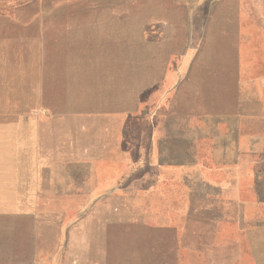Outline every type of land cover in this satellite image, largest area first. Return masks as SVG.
Here are the masks:
<instances>
[{"label": "rangeland", "instance_id": "1", "mask_svg": "<svg viewBox=\"0 0 264 264\" xmlns=\"http://www.w3.org/2000/svg\"><path fill=\"white\" fill-rule=\"evenodd\" d=\"M194 1L0 0V114L15 115L13 123L19 128L28 119L23 114L35 115L58 102L65 108L91 103L96 108L137 109L142 86L150 84L154 73L162 77L166 71L152 62L174 60L179 66L176 114L160 122L175 131L178 141L189 140L193 125H223L260 136L264 51L250 52L256 48L249 43L234 48L225 44L218 31L234 27L232 5ZM250 7L243 5L242 12L250 14ZM245 20L241 28H251L252 22ZM142 27L145 43L156 46L154 53H142L137 44ZM195 28L203 36H194ZM244 34L241 40H256L253 34ZM73 90L90 101L70 100ZM146 98L141 103L152 108V94ZM192 102L202 115L192 116ZM152 121V116L146 117L149 130ZM5 136L0 139V188L9 183L3 177L10 175L22 186L31 172L32 147L19 138L23 133ZM240 161V171L229 165L225 175L240 173L241 182L248 185V159ZM184 170L190 173V167L183 165L174 175L171 172L177 189L154 184L147 177L143 183L130 182L91 198L82 212L57 211L56 204H39L57 198L31 197L24 188L10 187L4 197L9 206L0 205V264H232L221 258L232 254L231 244H209L208 253L194 251L187 262L174 259L175 223L189 222V241H199L197 224L204 213L197 207L224 206L218 215L228 216L239 203L231 180L225 182L224 196L211 187L207 196L187 195L191 188L179 189L186 187ZM212 173L216 178L220 170ZM166 175L170 176L168 171ZM253 192L248 187L242 191L241 204L255 205L257 215L264 218V202L254 203L249 197ZM257 193L264 200V192ZM223 230L232 232L227 226ZM206 256L213 259L205 260Z\"/></svg>", "mask_w": 264, "mask_h": 264}, {"label": "crops", "instance_id": "2", "mask_svg": "<svg viewBox=\"0 0 264 264\" xmlns=\"http://www.w3.org/2000/svg\"><path fill=\"white\" fill-rule=\"evenodd\" d=\"M194 3L232 5L235 11L231 20L234 27H223L218 31L224 37L225 44L233 48L251 45L256 49L250 48V52L264 51V14H260L264 12V0H196ZM245 4L252 6L250 14L242 12ZM245 18V21L252 22L251 28H241L242 19ZM222 20L230 24V19ZM244 33L253 34L256 40H241ZM193 34L199 38L203 36V31L195 28ZM137 44L142 53L156 51L155 45L145 43L143 27L137 33ZM173 61L163 64L152 62L166 71L162 77L154 73L150 84L142 86L138 92L140 107L137 109H124L118 105L96 108L91 103L83 108L78 103H72L65 108L66 105L58 102L53 107L44 106L35 115L23 114L21 117L28 119L24 118V124L19 128L13 123L16 121L15 115L0 114V139L5 140V134L23 133L24 136L19 138L22 137L25 144L32 147V156L29 157L32 168L26 175L27 182L21 186L16 184V179L11 175L3 177L2 180L9 183H3L0 188V205L9 206L4 198L7 189L18 186L27 190L25 195L31 197L57 198L40 201L39 204H56V210L60 212H82L91 198L102 196L120 185L125 187L130 182L143 183L147 177H151L154 184L177 189L176 179L171 176V172L174 175L178 166L183 165L190 167V173L184 170L186 187L179 189L191 188L192 192H186L187 195L207 196L211 187L220 189L221 196H224L225 182L231 180L235 182L239 203L234 206L233 214L228 216L218 215L224 211V206L206 204L197 207L199 213H204L197 224L200 229V233H196L200 235L197 237L199 241H189V222L175 223L174 259L187 262L191 259L189 254L194 251L208 253L206 246L209 247V244H231L232 254L222 259L232 264H264V218L257 215L255 205L241 204L242 191L247 187L256 191L249 195L254 203L264 202L259 198L261 194L257 193L259 190L264 192V132L258 136L253 132L242 134L241 130L223 125H193L189 140L178 141L175 131L160 122V118L170 120L176 114L179 66ZM150 86L152 89H147ZM72 94L69 97L72 101H90L89 98L81 97L78 91L73 90ZM151 94L152 108L141 103ZM197 107V103L192 102L193 117L202 115ZM147 116L153 118L150 130ZM9 138L12 139L11 136ZM242 140H250L249 145L242 147ZM241 157L248 159L251 173L248 185L241 182L240 173L225 175L226 166L229 165L238 166L240 171ZM214 169L220 170L216 178L212 173ZM2 210L11 211L7 208ZM209 212L217 215L209 216ZM226 226L232 228L231 234L224 232ZM194 244L201 247H193ZM204 259L213 257L206 256Z\"/></svg>", "mask_w": 264, "mask_h": 264}]
</instances>
